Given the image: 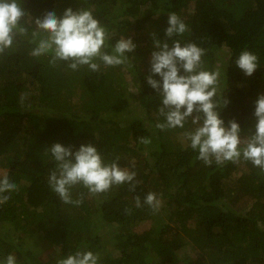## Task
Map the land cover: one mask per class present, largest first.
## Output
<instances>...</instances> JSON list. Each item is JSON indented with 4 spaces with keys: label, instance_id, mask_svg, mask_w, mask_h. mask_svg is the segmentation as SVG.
Returning a JSON list of instances; mask_svg holds the SVG:
<instances>
[{
    "label": "trees",
    "instance_id": "trees-1",
    "mask_svg": "<svg viewBox=\"0 0 264 264\" xmlns=\"http://www.w3.org/2000/svg\"><path fill=\"white\" fill-rule=\"evenodd\" d=\"M19 3L28 35L0 54V177L7 174L18 187L0 205V261L13 254L18 264H56L87 250L99 254L98 264H264V172L243 157L222 165L196 159L184 135L195 125L189 119L183 129L157 128L165 122L161 97L146 82L154 40H167L168 14L176 13L188 31L168 43L205 50L204 69L220 73L215 99L230 101L217 111L248 137L254 102L264 94V0ZM68 8L93 12L109 34V53L117 40L131 38L136 48L126 53L129 62L72 70L71 61L32 56L36 45L29 40L37 29L30 18L48 11L61 17ZM242 50L258 56L252 76L235 64ZM55 143L73 151L92 144L105 163L119 158L121 168L135 171V190L125 182L90 194L78 184L71 197L82 203L65 204L48 184L56 168L48 149ZM149 192L161 200L155 214L143 203Z\"/></svg>",
    "mask_w": 264,
    "mask_h": 264
},
{
    "label": "clouds",
    "instance_id": "clouds-1",
    "mask_svg": "<svg viewBox=\"0 0 264 264\" xmlns=\"http://www.w3.org/2000/svg\"><path fill=\"white\" fill-rule=\"evenodd\" d=\"M25 15L19 0H0V54L12 47L18 35H28V28L21 24ZM30 23L37 29L31 33L29 40V43L36 45L30 54L35 57L51 54L50 63L53 64L58 60L71 61L68 67L72 70L87 65L91 71H98L100 63L96 61L105 67L124 65L129 62L126 53H132L136 48L131 38L123 37L111 46L110 53L106 51L109 34L90 9L73 11L68 8L61 17L48 11L34 21L30 18ZM187 31L185 22L176 13H169L168 27L165 29L167 40H154L153 43L158 50L151 53L150 74L146 82L160 95L159 112L165 118V122L157 123L156 127L164 130L178 126L183 129L191 119L195 127L184 135L190 141V147L198 151L196 159L202 160L205 165H211L213 160L217 165H222L227 161L237 163L243 157L264 172V94H259L254 102V131L242 139L240 124L231 119L225 125L217 111L230 101L227 97L222 101L215 99L220 73L219 70L204 69L201 58L205 50L192 42L182 46L178 39L172 40L171 45L168 43L174 35L182 36ZM41 33L45 35L41 36ZM235 64L246 76H252L259 67L258 56L242 50ZM156 75L160 77L159 80L154 78ZM25 98V95L21 96V103ZM140 142L150 143L143 137ZM48 151L56 162L55 170L48 177V184L65 204L82 203V199L73 200L71 197L70 190L78 184L86 187L90 194L107 192L112 185L125 182L131 185L130 190H135L136 185L132 183L135 171L121 168L119 158L105 163L92 144H81L78 150L73 151L71 147L55 143ZM17 190V185L10 181L7 174L0 177V205L10 199L6 193ZM143 203L154 214L161 207V200L153 192L146 194ZM135 205L142 206L139 196L135 197ZM126 212L130 210L126 209ZM99 259V254L78 250L69 253L66 258L57 259L56 264H98ZM0 264H18V260L15 255L8 254Z\"/></svg>",
    "mask_w": 264,
    "mask_h": 264
},
{
    "label": "rangeland",
    "instance_id": "rangeland-1",
    "mask_svg": "<svg viewBox=\"0 0 264 264\" xmlns=\"http://www.w3.org/2000/svg\"><path fill=\"white\" fill-rule=\"evenodd\" d=\"M218 67H221V64H219ZM0 174H3V172ZM116 255H117L116 252H113V256L115 257Z\"/></svg>",
    "mask_w": 264,
    "mask_h": 264
}]
</instances>
